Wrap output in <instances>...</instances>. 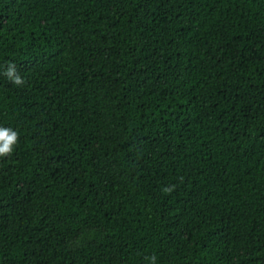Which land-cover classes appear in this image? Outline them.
<instances>
[{"label": "trees", "instance_id": "trees-1", "mask_svg": "<svg viewBox=\"0 0 264 264\" xmlns=\"http://www.w3.org/2000/svg\"><path fill=\"white\" fill-rule=\"evenodd\" d=\"M0 127V264H264V0H0Z\"/></svg>", "mask_w": 264, "mask_h": 264}, {"label": "clouds", "instance_id": "clouds-1", "mask_svg": "<svg viewBox=\"0 0 264 264\" xmlns=\"http://www.w3.org/2000/svg\"><path fill=\"white\" fill-rule=\"evenodd\" d=\"M2 74L9 82L18 87H21L25 84V80L22 78L14 63L8 62ZM18 144L19 133L16 130L7 127H0V158H10ZM173 190L174 186L172 188L165 187L163 189L164 192L168 193ZM146 260H148L150 264H156L155 255L146 257Z\"/></svg>", "mask_w": 264, "mask_h": 264}]
</instances>
